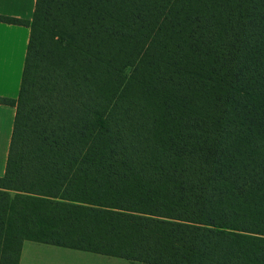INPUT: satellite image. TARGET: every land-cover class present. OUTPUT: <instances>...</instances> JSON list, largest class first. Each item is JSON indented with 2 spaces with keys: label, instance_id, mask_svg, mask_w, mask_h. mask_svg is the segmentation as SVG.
I'll return each mask as SVG.
<instances>
[{
  "label": "trees",
  "instance_id": "obj_1",
  "mask_svg": "<svg viewBox=\"0 0 264 264\" xmlns=\"http://www.w3.org/2000/svg\"><path fill=\"white\" fill-rule=\"evenodd\" d=\"M0 177L24 241L264 264V0H36Z\"/></svg>",
  "mask_w": 264,
  "mask_h": 264
},
{
  "label": "crops",
  "instance_id": "obj_2",
  "mask_svg": "<svg viewBox=\"0 0 264 264\" xmlns=\"http://www.w3.org/2000/svg\"><path fill=\"white\" fill-rule=\"evenodd\" d=\"M36 0H0V16L31 21ZM30 29L0 21V98L16 100ZM15 107L0 104V177L4 174ZM18 264H147L50 244L24 241Z\"/></svg>",
  "mask_w": 264,
  "mask_h": 264
}]
</instances>
